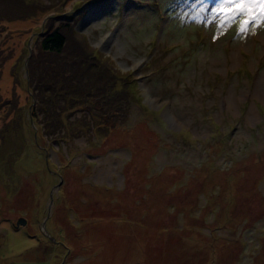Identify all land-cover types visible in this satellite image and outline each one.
Returning <instances> with one entry per match:
<instances>
[{
  "label": "rangeland",
  "instance_id": "obj_1",
  "mask_svg": "<svg viewBox=\"0 0 264 264\" xmlns=\"http://www.w3.org/2000/svg\"><path fill=\"white\" fill-rule=\"evenodd\" d=\"M7 1L0 0V264H264L259 8L241 32L247 14L229 19L223 0H36L44 5L21 15L7 12ZM48 20L71 23L90 50L85 60L64 49L59 61L93 62L99 75L113 67L131 80L127 113L107 133L85 134L81 121L62 130L64 139L44 130L54 118L47 102L56 100L77 101L61 121L96 120L86 106L89 69L67 72L78 95L35 88L28 56ZM37 110L42 121L31 116ZM215 170L218 182L204 193L208 186L198 184ZM19 217L26 223L15 227Z\"/></svg>",
  "mask_w": 264,
  "mask_h": 264
},
{
  "label": "trees",
  "instance_id": "obj_2",
  "mask_svg": "<svg viewBox=\"0 0 264 264\" xmlns=\"http://www.w3.org/2000/svg\"><path fill=\"white\" fill-rule=\"evenodd\" d=\"M23 2V0L7 1L9 6L5 7L4 9L12 14L20 13L21 15L22 12L32 14L35 9H37L41 5H44V3L41 4L36 0L33 3H29L30 5H25L23 4ZM48 22V30L41 35L36 44L37 51L30 52L28 56L29 61L33 63V72L37 76V79L35 81V88H38L39 90L42 89V91H46L47 89H55L56 87H58L61 89L60 91L64 92L63 94H70L73 96L78 95L79 93H82L80 92L81 88L77 85L72 84L70 77L67 75V72L79 69L83 70L85 67H81L76 64L71 65L63 59L59 61L57 57L59 56V53H61L62 50L65 49L68 50V52H71L72 54H80L86 60L84 55H90V50H88L89 47L86 46V42L82 41L80 38L76 37L71 33L75 32L71 29V23L68 24L64 22L57 26H54L51 20H48ZM92 64L93 62H91V64L86 65L87 68H85L87 70L89 69L90 72H94L95 74V77L88 82V91H90V89L92 91L87 92L86 94V99L89 100L88 102H86V106L87 110L89 109L91 111L90 116H94L96 120L92 121L91 123V120L87 119L88 117L86 114L80 117H74L73 120H70V118L68 117L67 120L63 122L59 119V116L61 115L62 111L67 110L69 106L72 107L70 110H74V106H76L77 101L72 100V103L70 105L65 106L64 103H59V101L56 100L57 105H54L53 103L49 104V102H47V105L50 108V113L54 116V118H52V120L48 123L47 121L43 123L44 130H48L49 132V129L51 128V133L55 131H57V133L60 132L61 134H63L62 139H64L67 133L65 131L63 132L62 130H64L65 127L68 128L69 126H73V124L77 121H81L82 128H87L85 134H88V131H92V134H95L99 131L105 134L107 133V131L112 130L117 124L121 122V118L123 119V117L125 116L124 114L126 112L127 101L131 96L129 94L133 92L131 90V80L123 79V75L119 72V70L114 69L113 67L112 71L108 72L107 74L101 73L99 75L98 69L94 68ZM33 80L34 77L29 81L32 82ZM119 80H122L123 84L120 88H116ZM99 95H101L100 98ZM69 98L75 99L72 97ZM34 104L35 103H33V105ZM31 110L32 106L30 108V113ZM37 111V114L32 113L31 116L42 121V117H40V114L43 115V113L40 110ZM217 172L219 171H206V178L203 177L200 180L198 185H200L201 187L204 184L205 186H208L207 189L204 188V193H206L210 189L212 183L218 182V179H216L215 176ZM196 178L197 177L192 178V180H195ZM175 190L176 187L174 188V191ZM62 192V190L59 191V197ZM207 201L208 200H206V202ZM226 208L223 209L225 210ZM231 213L234 212H230V214ZM230 218L232 217L230 216ZM161 228L166 229L163 227ZM208 229V235H204L208 238H211L212 235H214L212 234L214 229H211L210 227ZM192 234L195 233L188 232L186 236ZM210 244L212 245V247L214 246L212 242H210ZM211 260L215 262L214 258Z\"/></svg>",
  "mask_w": 264,
  "mask_h": 264
},
{
  "label": "snow or ice",
  "instance_id": "obj_3",
  "mask_svg": "<svg viewBox=\"0 0 264 264\" xmlns=\"http://www.w3.org/2000/svg\"><path fill=\"white\" fill-rule=\"evenodd\" d=\"M232 5L233 7H224ZM259 8V15L264 17V0H223L221 13L227 15L229 19H236L239 16L247 14V17L240 22L239 31L248 30L249 25L256 19L255 9ZM236 15H232V13Z\"/></svg>",
  "mask_w": 264,
  "mask_h": 264
},
{
  "label": "water",
  "instance_id": "obj_4",
  "mask_svg": "<svg viewBox=\"0 0 264 264\" xmlns=\"http://www.w3.org/2000/svg\"><path fill=\"white\" fill-rule=\"evenodd\" d=\"M26 223V219L24 217L17 218L16 222L14 223L15 227H18L19 225H23Z\"/></svg>",
  "mask_w": 264,
  "mask_h": 264
}]
</instances>
